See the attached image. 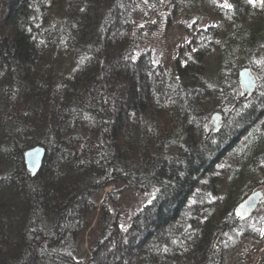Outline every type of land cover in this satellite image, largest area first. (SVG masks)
<instances>
[{"label": "trees", "instance_id": "trees-1", "mask_svg": "<svg viewBox=\"0 0 264 264\" xmlns=\"http://www.w3.org/2000/svg\"><path fill=\"white\" fill-rule=\"evenodd\" d=\"M171 3L217 21L186 28L167 66L161 0H0V264H228L249 231L237 205L264 189V7ZM244 66L259 79L247 99ZM214 111L225 124L209 134ZM119 182L154 197L127 226L102 205L103 233L77 257L94 194Z\"/></svg>", "mask_w": 264, "mask_h": 264}, {"label": "rangeland", "instance_id": "rangeland-1", "mask_svg": "<svg viewBox=\"0 0 264 264\" xmlns=\"http://www.w3.org/2000/svg\"><path fill=\"white\" fill-rule=\"evenodd\" d=\"M158 0H142V7H153ZM163 6L159 7L157 17L159 19L158 43L155 50L156 58L167 66H173L178 56L187 52L186 45L189 37L186 28L190 26L200 27L203 24H212L217 20L207 14H202L196 7L181 6L175 11L174 4L166 10L173 0H161ZM143 15V14H142ZM139 22L143 19L140 17ZM181 48H184L181 51ZM257 189H254V191ZM154 197L152 193H144L128 188L125 183L119 182L110 185L94 194L93 199L98 208L89 216L90 225L78 237L76 256L86 258L91 252L96 239L103 233L104 216L102 205L107 203L122 225H130L133 216L149 203ZM248 228V233L243 232L235 239L227 252L228 264H264V203L251 218L243 221Z\"/></svg>", "mask_w": 264, "mask_h": 264}, {"label": "water", "instance_id": "water-1", "mask_svg": "<svg viewBox=\"0 0 264 264\" xmlns=\"http://www.w3.org/2000/svg\"><path fill=\"white\" fill-rule=\"evenodd\" d=\"M238 78L243 89V98L247 99L258 86L259 79L256 72L249 66L239 70ZM225 124L224 115L221 111H214L208 122V133L219 132ZM47 149L43 145L33 146L25 151V162L28 170L35 176L43 168ZM264 200V189H257L251 192L242 200L236 208L238 220L244 221L252 217Z\"/></svg>", "mask_w": 264, "mask_h": 264}, {"label": "snow or ice", "instance_id": "snow-or-ice-1", "mask_svg": "<svg viewBox=\"0 0 264 264\" xmlns=\"http://www.w3.org/2000/svg\"><path fill=\"white\" fill-rule=\"evenodd\" d=\"M248 3H250V4L254 5V6L257 5V4H259V6L264 7V0H248ZM224 7H228V8H230L231 5L225 3V4H224Z\"/></svg>", "mask_w": 264, "mask_h": 264}]
</instances>
